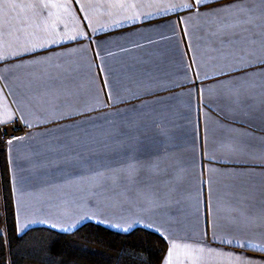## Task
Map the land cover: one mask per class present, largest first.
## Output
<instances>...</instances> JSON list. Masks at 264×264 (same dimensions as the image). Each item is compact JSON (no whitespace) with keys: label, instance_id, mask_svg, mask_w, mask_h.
Masks as SVG:
<instances>
[{"label":"crops","instance_id":"crops-1","mask_svg":"<svg viewBox=\"0 0 264 264\" xmlns=\"http://www.w3.org/2000/svg\"><path fill=\"white\" fill-rule=\"evenodd\" d=\"M13 121L20 234L143 227L161 264H264V0H0Z\"/></svg>","mask_w":264,"mask_h":264},{"label":"trees","instance_id":"trees-1","mask_svg":"<svg viewBox=\"0 0 264 264\" xmlns=\"http://www.w3.org/2000/svg\"><path fill=\"white\" fill-rule=\"evenodd\" d=\"M7 143L0 136V264H161L168 243L137 227L127 233L86 222L69 232L36 226L20 234Z\"/></svg>","mask_w":264,"mask_h":264},{"label":"built area","instance_id":"built-area-1","mask_svg":"<svg viewBox=\"0 0 264 264\" xmlns=\"http://www.w3.org/2000/svg\"><path fill=\"white\" fill-rule=\"evenodd\" d=\"M27 129L20 122H0V136L6 141L10 142L13 139L26 134Z\"/></svg>","mask_w":264,"mask_h":264},{"label":"rangeland","instance_id":"rangeland-1","mask_svg":"<svg viewBox=\"0 0 264 264\" xmlns=\"http://www.w3.org/2000/svg\"><path fill=\"white\" fill-rule=\"evenodd\" d=\"M218 1H224V0H218ZM214 2H215V1H214ZM214 2H211V3H214ZM209 4H210V3H205V4H202V5H200V6L202 7V6L209 5ZM192 8H193V7H190V9H185V10H186V11H187V10H191ZM185 10H184V11H185Z\"/></svg>","mask_w":264,"mask_h":264},{"label":"snow or ice","instance_id":"snow-or-ice-1","mask_svg":"<svg viewBox=\"0 0 264 264\" xmlns=\"http://www.w3.org/2000/svg\"><path fill=\"white\" fill-rule=\"evenodd\" d=\"M226 7H231V6H226ZM167 264H170V261H168Z\"/></svg>","mask_w":264,"mask_h":264}]
</instances>
